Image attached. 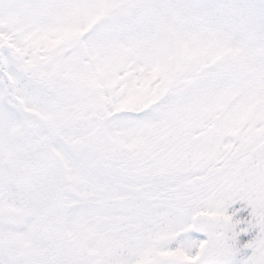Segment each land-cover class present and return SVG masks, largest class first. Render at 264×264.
<instances>
[{
    "label": "rangeland",
    "instance_id": "rangeland-1",
    "mask_svg": "<svg viewBox=\"0 0 264 264\" xmlns=\"http://www.w3.org/2000/svg\"><path fill=\"white\" fill-rule=\"evenodd\" d=\"M189 262L264 264V0H0V264Z\"/></svg>",
    "mask_w": 264,
    "mask_h": 264
},
{
    "label": "trees",
    "instance_id": "trees-1",
    "mask_svg": "<svg viewBox=\"0 0 264 264\" xmlns=\"http://www.w3.org/2000/svg\"><path fill=\"white\" fill-rule=\"evenodd\" d=\"M167 184V185H166ZM166 185V186H164ZM153 190H154V198L160 199L161 205H164L166 208L170 209V206L176 205L177 193L174 186L171 185L170 178H156L153 181Z\"/></svg>",
    "mask_w": 264,
    "mask_h": 264
},
{
    "label": "water",
    "instance_id": "water-1",
    "mask_svg": "<svg viewBox=\"0 0 264 264\" xmlns=\"http://www.w3.org/2000/svg\"><path fill=\"white\" fill-rule=\"evenodd\" d=\"M187 264H194L193 262H189V263H187Z\"/></svg>",
    "mask_w": 264,
    "mask_h": 264
}]
</instances>
